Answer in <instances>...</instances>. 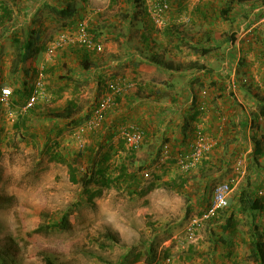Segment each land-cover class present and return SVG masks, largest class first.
<instances>
[{
    "label": "rangeland",
    "instance_id": "374dc122",
    "mask_svg": "<svg viewBox=\"0 0 264 264\" xmlns=\"http://www.w3.org/2000/svg\"><path fill=\"white\" fill-rule=\"evenodd\" d=\"M49 1L0 0V195L14 197L11 206L0 207V260L117 264L125 257L126 264H253L249 214L236 211L226 245L219 237L229 212L223 209L211 218L205 213L220 183H231L232 207L243 187L251 190L258 175L264 179V156L257 162L253 157L255 139L264 135L258 102L264 101V0H165L168 9L160 16L153 12L159 0H145L137 9L125 0H69L81 15L70 22L54 15ZM169 19L174 22L167 25ZM84 20L102 47L91 51L88 69L83 55H75L81 49L76 42L73 48L67 44L48 52L62 35L77 39ZM34 31L43 43L31 61L38 75L25 81L35 87L37 98L28 105L30 96L19 107L13 104V90L19 87L12 74L18 61L14 39L34 36ZM142 64L147 65L143 74ZM115 81L119 92L111 90ZM150 84L153 92L146 88ZM137 86L140 102L133 96ZM3 88L11 90L9 97L3 98ZM111 94L115 105L102 125L91 129L87 124L95 106ZM190 99L200 109L186 116ZM70 101L76 104L73 118L50 116L66 110ZM149 113L158 116L149 118ZM21 114L30 119L18 130ZM196 115L197 121L189 122ZM132 127L143 132L138 149L122 136ZM199 129L207 149L187 169ZM91 149L96 160L109 151L110 164H126L127 172L136 175L138 192L126 183L86 189L73 182L68 165L80 177L92 165ZM80 150L87 156L78 159ZM64 215L67 229L33 233ZM255 224L264 231V211Z\"/></svg>",
    "mask_w": 264,
    "mask_h": 264
},
{
    "label": "trees",
    "instance_id": "16d2710c",
    "mask_svg": "<svg viewBox=\"0 0 264 264\" xmlns=\"http://www.w3.org/2000/svg\"><path fill=\"white\" fill-rule=\"evenodd\" d=\"M163 1V0H162ZM165 1V0H164ZM242 2V0H239ZM66 3L63 2H57L54 0H50L49 3L46 4L47 8L51 9L52 13L62 19H66L70 22V20L81 16L80 15V8L76 5L75 2H70L69 0H65ZM126 3H129L132 6H135L136 9L139 6L138 4L145 5V0H125ZM232 7L229 6V10ZM146 14L147 13V7H144ZM224 14L228 13V10L223 11ZM205 15V14H204ZM135 18V17H134ZM81 19V18H79ZM81 25V24H80ZM90 35L92 29H88ZM91 31V32H90ZM35 32V31H34ZM178 32V31H177ZM92 36V35H91ZM41 37L42 35L40 33L35 32L34 36H28L26 35L25 38H15L14 42L16 44V51L18 54V61L14 64V68L12 70V74L14 75V82L19 84V87H16L13 90V104L15 106L23 107L26 105L28 99L33 94V91L35 87L32 85L31 87H28L27 81H25V78L29 75L32 76V74L35 73V75H38L37 68L32 67L31 61L35 60L37 55L40 52V49L43 46V43H41ZM97 38V37H96ZM94 39V37H93ZM95 40V39H94ZM146 46H150V40L146 36L145 37ZM81 49H75L77 52L76 54H82L83 55V67L85 69H88L90 67V57L93 56L92 52L89 51L86 46L81 45L80 43H77ZM76 44V45H77ZM74 47L73 44H70ZM74 50V51H75ZM207 51V50H206ZM157 58V57H155ZM262 104L261 107V115L264 116V101L258 100ZM76 104L72 101L69 102V106H67L64 111H51V117L59 120V119H71L74 117V113L76 110ZM97 105L95 106L94 110L96 109ZM35 108L31 109V112H35ZM200 109V107H199ZM93 110V111H94ZM199 112V110H198ZM108 114V113H107ZM106 114V116H107ZM93 115V112H92ZM91 115V118H92ZM18 122L16 123L15 127L19 130L22 127H27L26 123L30 119V115L28 114H21L18 115ZM81 124V123H80ZM264 135L263 139H255V149L253 152V157L255 161L259 159V157L264 156ZM122 144V142L120 143ZM101 145V142H100ZM109 151L113 149L112 143L109 146ZM107 151V153H104L102 157H98L99 159L96 160L94 150L91 149V151L88 153V156L84 151H78L76 154L78 159H82L84 157H88V160L90 163H92L91 167H88L86 171L78 177V174L76 173L77 168H75L72 164H69V169L71 172V180L76 183H81L84 188H89L92 185H98L99 189L103 188H110V187H120L122 184L126 183V186L128 188H134V185L136 186L135 189L132 192H138L139 183L135 179L136 175L133 173H128L126 164L121 163V165H116L115 162L110 164V158L111 153ZM62 160V158H60ZM64 162H67L66 159H63ZM257 166V165H256ZM260 176H257V182L254 183L252 186V189L248 190L246 187H243L240 194L238 195V203L235 205H232V207L228 205V207L224 208L226 209V212L228 213L226 223L222 225L224 234L220 235V240L226 245H229L230 236L229 234H225V232L230 227H234L235 223H233V217L236 211H242L245 213H248L250 218L252 219V222L250 224V230H251V241H250V259L253 261V264H264V231H260L259 227L255 224V219L258 217V213L261 211H264V197L259 195L262 193V189H264V179L260 180ZM250 180V178H249ZM174 185L177 186V188H180L181 183H177L176 180L173 181ZM153 185L148 187L146 191L152 190ZM145 191V192H146ZM14 197L10 196H4L0 195V207L11 206L12 200ZM223 210V209H222ZM69 225L68 216L64 215L59 221L50 223L48 225L40 224L33 233H45L48 232V230L52 227H57L60 229H67ZM107 237L111 239L112 242L119 243L118 239L114 237L111 234L107 233ZM150 248L153 250L152 243L149 244ZM149 249V253H150ZM46 264H54L53 261L49 258H45ZM0 264L3 263V259L0 260ZM117 264H126L125 257H122Z\"/></svg>",
    "mask_w": 264,
    "mask_h": 264
},
{
    "label": "built area",
    "instance_id": "2783aa9c",
    "mask_svg": "<svg viewBox=\"0 0 264 264\" xmlns=\"http://www.w3.org/2000/svg\"><path fill=\"white\" fill-rule=\"evenodd\" d=\"M154 15L160 16L161 13L168 9V3L166 1L159 0L154 4ZM88 21L84 20L78 31L77 39L69 38L67 35H62L61 38L58 39L56 43L51 45L48 49V52L53 53L56 48L62 47L67 44L73 43H80L87 47L89 51H100L102 47L99 43L95 42L93 37L90 35L88 31ZM111 90L114 91H121V87L118 82L110 83ZM37 91V90H36ZM11 95L10 89H2V96L3 98L9 97ZM37 98L36 92L31 95L30 101L28 105H32ZM115 105L113 94L105 95L97 104L96 109L93 111L92 118L89 120L87 124L88 127L91 129L98 128L102 125L105 120L107 112ZM123 139L127 141L130 145L131 149H138L143 140V132L140 130L139 127H132L131 130L123 131L122 133ZM205 133L202 129H199L196 133L197 142L193 151V154L189 156L190 163H187L185 166L187 169L190 166H194L202 157L203 153L206 151V138ZM145 176L149 177V172H145ZM232 193V185L230 182H222L220 183L214 190V197L210 207L208 208L207 212L205 213V218H211L218 215L219 211L228 207L230 197Z\"/></svg>",
    "mask_w": 264,
    "mask_h": 264
},
{
    "label": "crops",
    "instance_id": "0c3cea01",
    "mask_svg": "<svg viewBox=\"0 0 264 264\" xmlns=\"http://www.w3.org/2000/svg\"><path fill=\"white\" fill-rule=\"evenodd\" d=\"M0 5H1V3H0ZM131 18L132 19H134L133 18V16H131ZM167 22V25H169L171 22H174V20L173 19H169V21H166ZM183 37H185V35H184V33L183 34H181L180 33V35H179V39H182L183 40ZM186 38H188V36H186ZM42 39V38H41ZM196 47H198V46H196ZM76 56H78V54H75ZM91 62V61H90ZM144 66L147 68V65L146 64H142V66H141V74H143L142 72H143V69H145L144 68ZM162 68V67H161ZM135 70V69H134ZM137 72H139V69H136V73H134V74H137ZM138 75V74H137ZM136 81V80H135ZM140 85H142V83H139ZM146 88H148V90H150L151 92H153V86L150 84V86H148V87H146ZM148 92V91H147ZM139 93H142V91H141V88L139 87V86H137L136 87V92L133 94V96H134V101H136V100H138L139 102H140V96H139ZM196 102V101H195ZM192 106V107H191ZM190 107H191V109H190ZM172 108H174V107H172ZM171 108V109H172ZM199 110V107H198V105H196L194 102H192L191 101V99L189 100V102L187 103V105L185 106V111H184V113H186L187 115L186 116H188V115H190V114H195L197 111ZM215 109H213V111H214ZM151 115H153L154 117H150ZM156 116H158L156 113H149V118H154L155 119V117ZM199 117V115H196L195 117H190V119H192V118H194V119H192V120H189V122L191 121V122H196L197 120L195 119V118H198ZM212 119V116H208V119ZM240 118V117H239ZM144 119V118H143ZM145 120V119H144ZM181 126H183L184 128H186V117L185 116H181ZM209 124H210V122H209ZM208 126V125H207ZM241 130H242V132H243V130L244 129H242L241 128ZM242 132H240L239 130H238V135H241V134H243Z\"/></svg>",
    "mask_w": 264,
    "mask_h": 264
}]
</instances>
